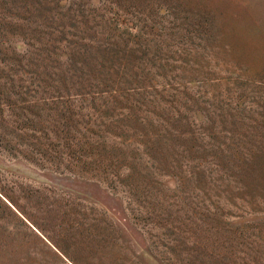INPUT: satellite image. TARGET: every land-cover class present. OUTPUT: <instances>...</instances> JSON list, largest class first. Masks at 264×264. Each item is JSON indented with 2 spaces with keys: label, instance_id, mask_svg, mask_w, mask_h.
Masks as SVG:
<instances>
[{
  "label": "rangeland",
  "instance_id": "obj_1",
  "mask_svg": "<svg viewBox=\"0 0 264 264\" xmlns=\"http://www.w3.org/2000/svg\"><path fill=\"white\" fill-rule=\"evenodd\" d=\"M237 172H264V0H0V264H264V203L193 184Z\"/></svg>",
  "mask_w": 264,
  "mask_h": 264
},
{
  "label": "trees",
  "instance_id": "obj_2",
  "mask_svg": "<svg viewBox=\"0 0 264 264\" xmlns=\"http://www.w3.org/2000/svg\"><path fill=\"white\" fill-rule=\"evenodd\" d=\"M57 81L62 85L63 88L68 89L66 86V81H67L66 78H62ZM56 87H57L56 84L52 85V89H53L52 91L54 92H50V97L52 99V102H54V104L60 105L62 107L69 105L68 98L70 96H73V95L87 96V94L95 95V93H104L107 91L106 89L96 90V91H82V92H76L75 94L64 95L59 92L60 90H56L55 89ZM93 98H95V96H93ZM88 108H91L94 111L96 110V112H99V109L96 108L94 104L89 105ZM120 116H124V118H131L133 114L130 112H119V113H113V114L111 113L109 114L108 117L110 119L115 120L116 118ZM99 121L102 123L101 120ZM128 134L131 135V137L133 138H136V137L145 138L146 137L148 140L144 141L142 139L143 142H140L144 144L145 146L148 145L147 141L152 143V140L154 139L155 141L162 140L161 136H159L157 132H153V130L144 131L143 129L138 130L137 128H133L132 133L131 134L128 133ZM111 135L115 137L116 136L120 137V134L115 133V132L112 133ZM146 153H147V150H146ZM99 155H100V160L102 159L101 163H103V160H105V158L103 157V153H100ZM131 170L133 171V167L131 168L127 166V171L131 172ZM192 178H193V184L197 185L200 191L204 193V197L208 196V193L206 191H209L210 189L215 188V186L216 187L220 186V191L222 193V196L224 200H226L228 199L227 193L231 190L232 187H234L240 190L239 192L240 195L242 194V192H244V195H241V196L236 195V197L240 199L243 202V204L248 206L250 209L252 208L249 205H252L253 203H258V202L264 203V172H237L233 174L228 173V175H222L218 178H214V180L212 179L208 180L207 176H204V175L201 176L199 174H195ZM178 182H179V185L180 184L185 185L184 181L182 180L178 179ZM218 195L221 196L220 194ZM206 202H207L206 204H203L205 205L204 207L207 209L208 212L210 213L213 212L214 206L211 204L210 199L207 198ZM207 205H209L212 208V210ZM260 209L261 210L249 211V213L250 214L260 213L264 215V208H260Z\"/></svg>",
  "mask_w": 264,
  "mask_h": 264
}]
</instances>
